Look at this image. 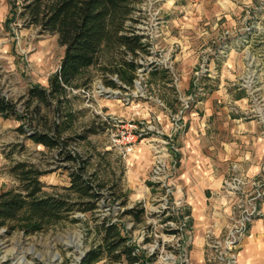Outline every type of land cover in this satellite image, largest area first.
<instances>
[{
    "label": "rangeland",
    "instance_id": "1",
    "mask_svg": "<svg viewBox=\"0 0 264 264\" xmlns=\"http://www.w3.org/2000/svg\"><path fill=\"white\" fill-rule=\"evenodd\" d=\"M206 1L132 0L136 11L131 25L147 45V52L135 59L141 68L133 83L113 75L119 87H107L93 68L91 81L82 85L83 77L80 87L70 91L66 106L76 117L67 134L88 127L97 131L70 149L89 159L90 172L104 187L98 208L35 233L21 228L9 233L0 227V264H82L86 253L102 243L96 226L104 218L119 224L127 244L142 259L137 264H241L251 227L264 216V154L258 157L252 151L257 162L253 172L241 160L228 163L226 169L217 165L225 173L218 189L204 192L210 222L199 245L196 207L189 195L193 181L187 174L192 173L187 142L192 123L202 124L209 110L206 129L211 142L247 132H233L239 122L255 125L254 140L264 141V95H248L240 87L248 57L255 52L252 40L260 35L250 30L264 27V0L242 3L243 11L236 17L245 21L242 30L214 16L221 9L215 0L210 7ZM11 2L0 0V95L18 100L30 86L48 88L65 49L55 35L26 27L23 20L9 22ZM203 10L210 22L216 20L212 27L202 16L194 24L193 15ZM156 68L163 73L154 76ZM18 126L0 116V194L17 186L9 172L16 162L46 172L41 178L46 190L62 192L69 185L65 164L57 160L56 151L20 135ZM123 135L137 138L130 151ZM236 141L243 145L241 137ZM130 209H143V222L125 214ZM198 251L203 254L200 259ZM94 264L128 262L123 258L111 263L104 255Z\"/></svg>",
    "mask_w": 264,
    "mask_h": 264
},
{
    "label": "trees",
    "instance_id": "2",
    "mask_svg": "<svg viewBox=\"0 0 264 264\" xmlns=\"http://www.w3.org/2000/svg\"><path fill=\"white\" fill-rule=\"evenodd\" d=\"M11 3L9 22L23 20L26 27L55 35L65 49L48 88L30 86L18 100L0 95V116L18 122L16 131L26 139L56 151V158L65 164L69 178V185L62 187V192H50L41 181L46 172L35 165L16 162L10 167L17 186L0 194V227L7 228L9 233L17 228L35 233L51 223L76 221L73 216L77 212H94L104 188L96 174L90 172L89 159L70 149L97 132L88 127L83 132L67 134L76 120L66 108L70 91L80 87L78 82L83 77L86 80L82 85L88 84L93 68H98L107 87H119L111 78L113 75L131 85L141 68L135 59L147 52V45L131 25L136 11L132 0H12ZM153 72L154 76L163 73L158 68ZM125 214L132 215L137 223L143 222V209H130ZM96 229L102 243L86 253L82 264H94L104 255L111 263L123 258L128 264L141 262L134 248L127 244L129 240L121 233L119 224L111 218H104Z\"/></svg>",
    "mask_w": 264,
    "mask_h": 264
},
{
    "label": "crops",
    "instance_id": "3",
    "mask_svg": "<svg viewBox=\"0 0 264 264\" xmlns=\"http://www.w3.org/2000/svg\"><path fill=\"white\" fill-rule=\"evenodd\" d=\"M212 1L213 0L206 1L208 7H210ZM215 1L216 6H218L221 10L218 13L215 12L214 16L219 14L225 19V23H227L228 26L234 27V30H239L240 28V30H242L245 21L244 23L243 21L241 23V19L236 17H238L243 11L242 3L248 4L250 0H244V2H242L243 0ZM201 16L204 18V21L207 22L206 24L210 25V27H212V25L216 22V20L210 22L211 19L207 18L210 14H208L206 10H203L201 15H198V17L193 15L192 20L194 21V24H196L195 22H197ZM259 33L260 32L253 31L252 35ZM252 41H255L253 48V51H255V57H259L264 60V33L254 36ZM220 110L223 115L226 114V109L224 107ZM216 114L218 113L216 112ZM210 115H212V112L209 110L206 114L205 120L202 124H198L199 126H195L194 122L192 123L193 132L189 133L187 142L191 147V149H189L188 156L191 157L192 160V173L188 172L187 174L188 178L190 177L193 181V183H190L192 193H189V195L192 197V200L194 201L193 203L196 207L195 217L198 229L200 230L197 233L198 236L196 237V242L199 245H203V230L210 222V219L208 218L209 210L206 207L207 203L204 197V192L208 189L219 188L225 169L229 165L228 163L235 160H241L249 171L253 172L257 169V162L253 161L252 151L255 155L258 154L256 155L258 157L264 154V141L257 142L254 140V136L252 135V132L256 128L255 125L250 126L239 122L235 126L237 131L233 130V132H244L242 130H246L247 132L240 135L233 134V136H230L228 140L219 137L216 143L214 141L211 142L207 136L206 129L209 127L206 123V119ZM227 118L229 120L231 119L229 115H227ZM220 127L221 125H218V129H220ZM222 128L224 129V127ZM217 136L220 135L218 134ZM238 137L242 138L244 147L236 141ZM217 165H224L225 169L220 171L217 169ZM195 196H197L196 199ZM195 254L199 259L203 257V254L200 251ZM240 262L241 264H264V216L253 223L249 238L244 243V249L240 257Z\"/></svg>",
    "mask_w": 264,
    "mask_h": 264
},
{
    "label": "built area",
    "instance_id": "4",
    "mask_svg": "<svg viewBox=\"0 0 264 264\" xmlns=\"http://www.w3.org/2000/svg\"><path fill=\"white\" fill-rule=\"evenodd\" d=\"M257 31L260 33H264V27L257 25L253 27L250 32ZM249 60L247 61L248 64L240 79V87H242L248 95H264V60L261 58H257L254 55L248 57ZM254 99L257 96H252ZM135 136L131 135H123L122 141L123 144L129 146L128 151H130V146L136 141Z\"/></svg>",
    "mask_w": 264,
    "mask_h": 264
}]
</instances>
